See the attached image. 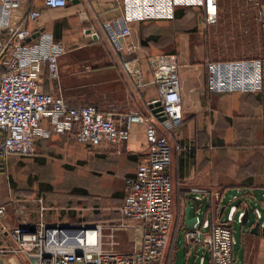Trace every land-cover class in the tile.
Segmentation results:
<instances>
[{
	"label": "crops",
	"instance_id": "1",
	"mask_svg": "<svg viewBox=\"0 0 264 264\" xmlns=\"http://www.w3.org/2000/svg\"><path fill=\"white\" fill-rule=\"evenodd\" d=\"M119 3L120 0H78L76 3L69 0L65 8L52 9L44 6L43 0H19L12 8L11 22L20 24L29 10H41L34 27L50 34L64 47L78 44L77 48L90 45L106 48L64 52L59 57L57 79H50L46 70L42 72V89L63 97L70 106L92 104L116 114L131 111L148 114L147 103L157 95L150 57L174 55L181 81L182 122L167 133L172 146L174 221L165 264H174L178 255L177 230L183 229L184 233L188 230L187 205L190 206L188 218L227 224L231 205L239 207L241 212L246 204L250 209L247 223L243 225L236 212L230 224L233 264H264V194L253 193L254 188H264V66L258 69L261 84L255 91L214 92L208 85L209 62L264 58V34L257 20L258 12L264 10V0H220L218 20L211 25L205 22L203 6L189 5L175 6L174 16L169 20L132 23L123 54L125 59L137 61L142 84L135 83L122 61V54L111 44L104 29V20L123 10ZM42 125L51 129L46 118ZM68 136L72 135L50 131L48 137L36 140V154L29 158L41 161L51 151L58 150L68 154L71 152L65 146ZM194 140H203L202 146ZM73 141L76 149L84 148L94 158L91 171L95 174L90 178L98 186L91 191V195H97L91 206L97 210L93 222L114 219L123 193L116 195L113 187L116 183L124 184L125 178L134 174L140 157L146 153L144 126L133 124L128 142L119 150L109 143L92 150ZM95 155L105 159L100 162ZM3 174H0V204H7L10 211L0 222L5 228L0 230V249L15 244L9 230L23 222L34 223L40 219L47 223L82 222L77 216L69 219L61 216L57 208L48 205L43 194L19 195L18 190L3 180ZM227 194L231 197L226 202ZM13 197L19 200L16 205L10 203ZM39 198L47 208L42 216ZM256 222L259 227L253 231ZM235 224L238 233L234 230ZM185 246L183 264H211L209 252L202 245ZM22 258L30 264L24 256L0 254L1 264H23Z\"/></svg>",
	"mask_w": 264,
	"mask_h": 264
},
{
	"label": "built area",
	"instance_id": "2",
	"mask_svg": "<svg viewBox=\"0 0 264 264\" xmlns=\"http://www.w3.org/2000/svg\"><path fill=\"white\" fill-rule=\"evenodd\" d=\"M18 1L0 0V166L10 156H35L36 140L48 137L50 131L69 133L77 143L92 150L102 143L119 150L128 142L131 126L138 123L144 126L147 150L134 174L124 180L123 200L115 208L114 219L91 223H47L43 219L23 222L9 230L15 244L0 249V254L21 255L30 264H165L174 221L172 146L167 133L182 122L181 81L175 56L150 57L157 95L147 103L148 114L137 111L116 114L92 104L70 106L63 97L45 92L40 83L44 70L52 80L59 77V57L65 47L34 27L41 10H29L20 24H13L12 8ZM120 1L123 10L104 20V29L111 44L122 54V61L136 84L143 83L141 69L135 59H125L123 54L132 23L169 20L177 5L203 6L207 25L217 20V0ZM68 2L43 0L44 6L52 9L65 8ZM257 20L264 29V10L258 12ZM260 66H264V58L209 62V89L255 91L261 84ZM45 118L51 129L43 127ZM18 201L14 197L10 199L14 205ZM38 201L42 216L47 208L42 198ZM238 210L236 205H231L227 224L197 218L194 228L184 233L186 244L206 248L211 264H233L230 224L236 212L242 220L244 211ZM9 211L7 204H0V222ZM15 212H18L16 208ZM255 213L260 216L256 208ZM0 230H5L1 223ZM125 232L131 235V247L115 249L118 241L114 236Z\"/></svg>",
	"mask_w": 264,
	"mask_h": 264
},
{
	"label": "rangeland",
	"instance_id": "3",
	"mask_svg": "<svg viewBox=\"0 0 264 264\" xmlns=\"http://www.w3.org/2000/svg\"><path fill=\"white\" fill-rule=\"evenodd\" d=\"M217 1L218 20L220 0ZM238 1L242 2L244 0ZM259 30L264 34V29L260 25ZM77 46L78 44H73L70 47H65V52L70 50H106L103 45H90L82 48H77ZM194 141H197V143L199 141V147L202 146L203 140ZM65 146L67 148L70 147L72 153L68 152L66 154L59 150L51 151L52 153L46 155L44 160L41 161L32 160L29 157L11 156L0 166V174L4 173L2 175L3 180H5L7 185L10 184L14 189L18 190L19 195L37 197L43 194L48 205L57 208L61 216L67 217L66 219L77 216L80 221L91 223L94 216H97V210L91 207L92 201H96L95 197L97 196L91 195V191L98 186L97 183H92V178H90L95 174L91 171L94 169L92 163L94 158L88 155L84 148L82 151L76 149L77 145L74 143L72 136H68ZM95 158L97 159L99 156L95 155ZM99 159L102 162L101 159L105 158ZM113 188L116 195L123 193V183H116ZM33 189L34 191H32ZM230 197L231 194H227L225 201L227 202ZM231 204L232 202L229 203V206ZM251 218H254L252 214ZM236 226L237 224H235V232L237 231ZM106 239L108 240V238ZM114 239L118 241L114 245L115 249L125 250L131 247V235L129 232L118 233L114 236ZM185 244L184 230L179 229L175 236L178 264L184 263L187 253ZM22 259L21 262L27 264V261L24 258Z\"/></svg>",
	"mask_w": 264,
	"mask_h": 264
},
{
	"label": "water",
	"instance_id": "4",
	"mask_svg": "<svg viewBox=\"0 0 264 264\" xmlns=\"http://www.w3.org/2000/svg\"><path fill=\"white\" fill-rule=\"evenodd\" d=\"M73 3L78 2V0H72ZM39 32L35 33L32 35L31 38H35L38 35ZM30 40V39H29ZM28 40V41H29ZM163 119V118H161ZM253 193L256 194H264V188H254L253 189ZM206 201V198L203 200V202ZM249 203V202H247ZM190 208L189 205H187V213H186V218H185V223L188 229H193L194 228V223L196 222L197 218H188V209ZM238 209H240L239 207H237ZM244 211V215L242 217V224H246L247 221L249 220V216H250V209H249V204H246L243 208ZM259 227V222H256L254 227H253V231H255L257 228ZM174 264H178V257L175 258V262Z\"/></svg>",
	"mask_w": 264,
	"mask_h": 264
}]
</instances>
